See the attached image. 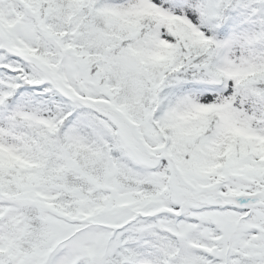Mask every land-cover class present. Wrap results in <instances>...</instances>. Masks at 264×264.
Instances as JSON below:
<instances>
[{"label": "snow or ice", "instance_id": "6c2138e0", "mask_svg": "<svg viewBox=\"0 0 264 264\" xmlns=\"http://www.w3.org/2000/svg\"><path fill=\"white\" fill-rule=\"evenodd\" d=\"M0 264H264V0H0Z\"/></svg>", "mask_w": 264, "mask_h": 264}]
</instances>
